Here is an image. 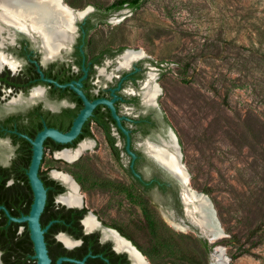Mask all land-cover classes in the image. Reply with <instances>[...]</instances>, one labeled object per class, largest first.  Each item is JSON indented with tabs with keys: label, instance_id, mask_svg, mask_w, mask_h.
Instances as JSON below:
<instances>
[{
	"label": "rangeland",
	"instance_id": "1",
	"mask_svg": "<svg viewBox=\"0 0 264 264\" xmlns=\"http://www.w3.org/2000/svg\"><path fill=\"white\" fill-rule=\"evenodd\" d=\"M114 1L74 8L92 6L86 18L107 20L92 33L93 48L145 55L188 185L209 196L225 235L209 243L165 193L139 189L101 138L74 162L48 153L44 169L55 163L78 177L88 209L124 228L151 264H213L217 255L225 264H264V0H144L103 14Z\"/></svg>",
	"mask_w": 264,
	"mask_h": 264
},
{
	"label": "flooded vegetation",
	"instance_id": "2",
	"mask_svg": "<svg viewBox=\"0 0 264 264\" xmlns=\"http://www.w3.org/2000/svg\"><path fill=\"white\" fill-rule=\"evenodd\" d=\"M105 19L89 17L78 21L73 40L52 51L31 26L32 32L20 33L15 31L20 30L17 26L0 18V264L11 246L20 255L19 264H38L34 244L27 239L26 225H13L9 214L13 217L26 214L21 203L26 204L30 195L28 170L33 155L32 140L45 128L63 133L72 128L85 107L79 91L91 102L112 101L120 124L111 107L99 103L74 140L58 142L47 137L43 158L50 153L57 162L77 161L84 151L98 144L95 138H101L139 189L148 192L157 187L162 192L160 185L165 183L168 188L165 194L173 209L178 212L172 198L176 190L184 211L179 184L148 155L153 149L158 150L157 142L162 138L173 142L158 106L161 89L156 75L143 66L145 55L129 66H122L124 55L131 49L93 48L92 33L107 21ZM148 85L158 90L153 100L146 99ZM128 149L135 153V158ZM67 150L78 154L70 161L61 156ZM143 163L155 171L150 179L141 171ZM43 164L44 161L39 176L47 188L48 206L40 222L42 228H47L44 236L51 264H151L124 228L88 209L78 177L68 173L62 165L54 163L43 169ZM64 176L77 186L81 195L79 203L63 200L71 191ZM150 183L154 185L148 189L146 185ZM18 213L21 216H16ZM89 218L91 224L87 221Z\"/></svg>",
	"mask_w": 264,
	"mask_h": 264
},
{
	"label": "bare ground",
	"instance_id": "3",
	"mask_svg": "<svg viewBox=\"0 0 264 264\" xmlns=\"http://www.w3.org/2000/svg\"><path fill=\"white\" fill-rule=\"evenodd\" d=\"M0 8L1 20L14 24L20 30H25L27 33L33 31L32 29H29L31 26L36 32L38 31L37 33L39 35L41 34L45 44L49 46V49L52 51L59 48L66 41L73 40L74 38V13L64 5L61 0H0ZM143 55L144 54L141 51L128 50L124 55L122 66H129L133 60ZM155 93H158L156 87L148 85V90L145 93L146 99L153 100ZM170 136V139L172 138L173 142L169 143L168 141L166 146H158V150L153 149L149 153L156 159L160 158V160H158L176 176L181 179H187L188 175L183 170V166L178 165L179 155L178 149H176L175 136ZM77 154L78 153L75 154L67 150L62 152L61 156L71 161ZM64 180L70 186L71 191L68 196H64L63 200L70 204L79 203L81 195L78 193L77 186L66 176H64ZM188 190H190V192ZM188 190H184L182 195L186 203L197 200L194 204V210L199 211L200 216L198 218L193 217L195 222L201 226L204 232L212 233V235L218 234L219 238L222 237L224 235L222 234L223 232L219 230L217 231L212 222L209 205L207 203L208 201L197 198L194 195V190L192 191L191 188ZM205 198L206 197H204V199ZM172 219H170V222H172L174 226L180 227V224ZM87 221L91 224L90 218ZM213 240L216 241V238H213ZM217 260L220 264H225L221 261L220 255H217Z\"/></svg>",
	"mask_w": 264,
	"mask_h": 264
},
{
	"label": "water",
	"instance_id": "4",
	"mask_svg": "<svg viewBox=\"0 0 264 264\" xmlns=\"http://www.w3.org/2000/svg\"><path fill=\"white\" fill-rule=\"evenodd\" d=\"M37 1H47V0H37ZM61 2L64 5H66L71 11H73L74 16H75L74 21H73V25L75 27H76V23L78 21L86 19V17L93 11L92 6H87L83 9H76V8L70 6L69 4L65 3L64 0H61ZM15 31H19L20 33L25 32L23 30H17V29H15ZM25 33H27V32H25ZM79 92L85 101V107L83 108V110L80 112V114L78 115V117L74 121L72 128L68 132H65V133L60 132V131L53 129V128H45L37 134V136L34 140H32L33 155H32L30 167L28 170V177H29L31 189L33 191V202L31 204V208H30V211L28 214H25L21 217H13L9 214L10 219L13 221H16L19 223L27 222L28 228L30 230L31 239H32L33 244H34L35 258L37 259L38 264H51V259H50L49 254H48V250H47V246H46V242H45V236H44V233H45L47 228H42L41 222H40L41 214L44 211L46 201H47V188L45 187L43 180L39 176V168H40V165L42 163V159H43V155H44L43 145H44L45 139L47 137H51L58 142H69V141L74 140L78 136V134H79L84 122L88 118V116L92 113L95 106L99 103L108 104L112 109L114 117L119 121V124H120L119 116L116 113V110H115V107H114L112 101H109L106 99H97V100L91 102L87 99V97L81 91H79ZM170 135L175 136V139H176V149H178V155H179L178 165L179 166L182 165L183 170L189 176V173H188V171H187V169H186V167L182 161V150H181V145L179 143L178 137L172 129L169 130V136ZM128 140H129V138H128ZM167 142H168V140L162 138L161 142H157V144L159 146H166ZM128 150H129V153L135 158L136 157L135 153H133L130 149H128ZM148 155L157 163V165L168 176L173 178L179 184L180 195L182 198V202L184 204L185 217L188 220L189 224L192 225L193 227H195L198 230L199 234H201V236L205 237L209 243H213L215 241V240H213V238H216V240H217L219 238L218 234L212 235V233L204 232L202 230L201 226L197 222H195L193 217L198 218L200 216L199 211L194 210L195 209L194 204L196 203L197 200L195 199L196 201H194V202L192 201V202L186 203L183 199V195H182L183 191L191 188L188 185V177H187V179L179 178L174 173H172L162 162H160L158 159H156L150 153H148ZM48 160H49L48 153H46V156L44 159V164ZM44 164L42 166L43 169H44ZM188 191L190 192V190H188ZM194 192H195L194 195L197 198L203 199L204 201L205 200L208 201L207 203L209 205L212 222H213L216 230L222 231L223 232L222 234L225 235L223 228L220 226V223H219L218 218L216 216V211L213 208V205L211 203L209 196L205 193H200V192H197L195 190H194ZM204 197H206V198L204 199ZM179 224H180V226H184V225H182V223H179ZM219 249H220V251H223L222 247H219ZM0 254H1V252H0ZM64 259L75 261L77 263L83 262V260H77V259H72V258H64ZM226 263H227V261H226ZM213 264H218V262H214Z\"/></svg>",
	"mask_w": 264,
	"mask_h": 264
},
{
	"label": "trees",
	"instance_id": "5",
	"mask_svg": "<svg viewBox=\"0 0 264 264\" xmlns=\"http://www.w3.org/2000/svg\"><path fill=\"white\" fill-rule=\"evenodd\" d=\"M143 1L144 0H115L114 2H112L110 5H108L105 9L106 13H103V14H107L108 11H115V10H118L120 8H123V7H129V8H132L134 10L136 9H139L142 4H143ZM70 5H72L73 7H80L83 5L82 3V0H71L70 1ZM105 16V15H104ZM44 161V158L42 160V162ZM154 185V183H150V184H147L146 187L148 189L152 188ZM28 187L30 189V195L27 196V203L24 204V202L21 203V208L24 210V213L28 214L29 211H30V208H31V204L33 202V193H32V189H31V186L28 182ZM46 187V186H45ZM160 188L162 190V192H167L168 188L166 186L165 183H163L162 185H160ZM62 189V188H61ZM172 198L174 200V205L175 207L177 208V210L182 213V207H181V203H180V200L177 196V193H176V190L173 191V195H172ZM48 206V203L45 205V208H47ZM16 216H21V213H18L16 214ZM6 219H9L8 216H5ZM11 223L13 225H16V226H20V225H26V234H27V239L28 241L33 244L31 238H30V235H29V229L27 227V223H17V222H13L11 221ZM0 230H1V227H0ZM206 246H208V242L205 241L204 242ZM21 261L20 259V255L18 256V254L15 252L14 250V247L11 246V248L9 249V251L7 252V254L5 253L4 255V262L3 264H19ZM163 264H176V263H163Z\"/></svg>",
	"mask_w": 264,
	"mask_h": 264
}]
</instances>
